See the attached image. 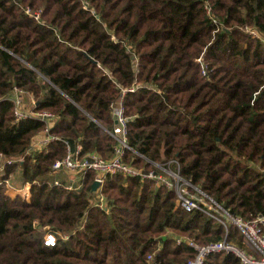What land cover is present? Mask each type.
Here are the masks:
<instances>
[{
    "label": "trees",
    "instance_id": "16d2710c",
    "mask_svg": "<svg viewBox=\"0 0 264 264\" xmlns=\"http://www.w3.org/2000/svg\"><path fill=\"white\" fill-rule=\"evenodd\" d=\"M18 4L41 12V23ZM246 26L264 33V0H0V161L24 158L0 177V264H150L151 255L187 264L197 252L177 238L201 246L224 238L221 223L184 211L153 181L109 177L107 211L92 206L93 172L77 191L65 178L54 184L51 167L68 146L114 156L117 142L102 127L113 128V106L133 86L125 107L135 153L126 151V163L150 171L137 154L177 160L182 177L232 216H264V45ZM17 89L26 110L58 117L50 131L58 139L32 155L45 124L16 122ZM17 174L31 185L28 198L7 192L4 181ZM228 239L241 244L235 225ZM204 264L241 263L212 254Z\"/></svg>",
    "mask_w": 264,
    "mask_h": 264
},
{
    "label": "built area",
    "instance_id": "2783aa9c",
    "mask_svg": "<svg viewBox=\"0 0 264 264\" xmlns=\"http://www.w3.org/2000/svg\"><path fill=\"white\" fill-rule=\"evenodd\" d=\"M19 6L22 4H18ZM205 10L209 19L218 25V19L213 12L211 5L206 4ZM24 12L31 18L41 23V12H34L29 7ZM221 27L218 26L215 33L219 32ZM244 32L251 38L260 41L264 45V33L255 28L246 26ZM203 65V58L199 60ZM206 75V71H203ZM137 86L122 89L121 98L113 106L114 125L112 129L102 127V131L109 134L116 142L115 154L111 158H104L97 152L88 154L82 153V146L78 145L75 150L67 147V155L56 161L50 170V176L54 178V184L60 185L62 182L60 176L66 179L63 185L69 191H77L82 188V178L87 172L95 174L94 183L97 182L99 187L91 192L94 197L93 205L100 210L110 208L108 198L102 193L106 180L111 176L123 175L127 178H137L141 182L153 181L159 186H164L168 190L176 193L178 205L186 212L199 211L202 214L218 221L225 227L226 234L220 241L210 243L205 246L197 244L195 241L178 238L177 242H186L196 250L195 257L187 264H204L206 258L212 254L232 255L237 258L241 264H264V216H258L252 220L236 218L225 210L220 204L212 200L201 189L192 185V183L182 178L180 173V163L173 160L169 163L158 164L137 154L139 157L152 164L155 169L146 171L145 168L137 169L131 164L125 162V153L127 150L134 152L128 142L129 122L131 118L126 115L125 97L132 93ZM27 93L23 90H15L12 96L14 103V118L16 122L25 121L35 118L45 124L42 137L35 140L29 147L27 155L44 151L47 146L56 141L58 138L53 136L50 131L55 126L58 117L51 112L44 111L41 113H31L26 110L25 98ZM32 98V96H31ZM31 105H35L34 99ZM135 153V152H134ZM24 158H8L0 161V177L4 175L5 167L14 164L23 163ZM175 165V166H173ZM13 177L4 181L7 192L11 197L20 196L29 197L30 184L15 186ZM1 184V183H0ZM15 194V196H12ZM235 225L241 232L242 244L235 243L228 239L229 226ZM56 235L49 229L45 230L44 244L54 247L56 245ZM150 264H156L153 256L148 257Z\"/></svg>",
    "mask_w": 264,
    "mask_h": 264
},
{
    "label": "rangeland",
    "instance_id": "374dc122",
    "mask_svg": "<svg viewBox=\"0 0 264 264\" xmlns=\"http://www.w3.org/2000/svg\"><path fill=\"white\" fill-rule=\"evenodd\" d=\"M19 7H20L23 11H24L26 8H28L27 6H24V5H20ZM30 18H31V17H30ZM40 19H41V18H40ZM36 21H37V20H36ZM181 176H182V175H181ZM59 178L62 179L63 177L60 176ZM182 178H183V177H182ZM183 179H184V178H183ZM12 180H13V182H14L13 184H14L15 186H16V185H17V186H21V180H20V175H19V174H17V176L14 175ZM65 181H66V179H65ZM156 184H157V183H156ZM157 185H158V184H157ZM192 185H193V184H192ZM194 186H195V185H194ZM195 187H196V186H195ZM197 188H198V187H197ZM199 189H200V188H199ZM204 193H205V192H204ZM175 194H176V193H175ZM205 194H206V193H205ZM12 196H15V194H13ZM209 197H210V196H209ZM210 198H211V197H210ZM211 199H212V198H211ZM212 200H213V199H212ZM108 201H109V200H108ZM214 201H215V200H214ZM104 211H107V210H104ZM45 230H46V229H45ZM45 230H44V231H45ZM179 238L186 239L187 237H183V236H181V237H179ZM177 239H178V238H177ZM187 240H188V239H187ZM242 242H243V241H241V244H242ZM241 244H240V245H241Z\"/></svg>",
    "mask_w": 264,
    "mask_h": 264
},
{
    "label": "water",
    "instance_id": "95a60500",
    "mask_svg": "<svg viewBox=\"0 0 264 264\" xmlns=\"http://www.w3.org/2000/svg\"><path fill=\"white\" fill-rule=\"evenodd\" d=\"M99 187V184L95 182L92 186L93 191H95Z\"/></svg>",
    "mask_w": 264,
    "mask_h": 264
},
{
    "label": "crops",
    "instance_id": "0c3cea01",
    "mask_svg": "<svg viewBox=\"0 0 264 264\" xmlns=\"http://www.w3.org/2000/svg\"><path fill=\"white\" fill-rule=\"evenodd\" d=\"M30 100L28 101V104H31L32 103V100H33V98H31V96L30 97H28ZM26 99V98H25ZM43 135V134H42ZM42 135H41V137H42ZM40 137V138H41Z\"/></svg>",
    "mask_w": 264,
    "mask_h": 264
}]
</instances>
